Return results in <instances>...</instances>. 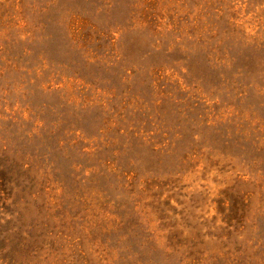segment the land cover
<instances>
[{
    "label": "rangeland",
    "instance_id": "374dc122",
    "mask_svg": "<svg viewBox=\"0 0 264 264\" xmlns=\"http://www.w3.org/2000/svg\"><path fill=\"white\" fill-rule=\"evenodd\" d=\"M0 264H264V0H0Z\"/></svg>",
    "mask_w": 264,
    "mask_h": 264
}]
</instances>
